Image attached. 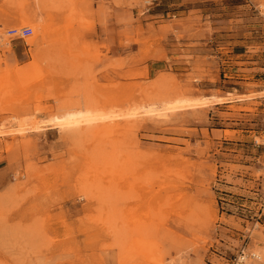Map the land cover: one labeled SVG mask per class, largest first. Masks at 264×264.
<instances>
[{
    "label": "rangeland",
    "instance_id": "1",
    "mask_svg": "<svg viewBox=\"0 0 264 264\" xmlns=\"http://www.w3.org/2000/svg\"><path fill=\"white\" fill-rule=\"evenodd\" d=\"M263 2L0 0V264H264Z\"/></svg>",
    "mask_w": 264,
    "mask_h": 264
},
{
    "label": "bare ground",
    "instance_id": "2",
    "mask_svg": "<svg viewBox=\"0 0 264 264\" xmlns=\"http://www.w3.org/2000/svg\"><path fill=\"white\" fill-rule=\"evenodd\" d=\"M32 31H33V36L31 39L27 40V43L35 47L36 44L38 45L36 38L39 37L40 35L44 36L46 33L45 23L43 21H38L36 23H33ZM3 34L5 35V32H3ZM0 37H1V34H0ZM37 45L36 47H39ZM37 68H38V63L35 60L25 65L19 66V67L15 66L11 68L10 70L6 71V80H8L9 82L14 81V83L17 82V86L19 90L21 91L26 90L32 87V84H31L32 82H36L41 77L40 72L37 75H34V76L31 75V72L37 70ZM213 100L216 101V103H219L221 101L220 98H213ZM189 101H190L189 104L192 105L197 100L175 99L173 101L164 102L158 107L144 108V111L152 112V113L154 112L160 116V115H164L163 111H165L166 109H175L177 106L182 105L183 103L189 102ZM70 108L71 106L68 104H63L59 106L57 110L60 112V114L53 117L55 120L59 121L61 127H64V126H76L77 127L78 125H80V123H84V122L90 123L91 121L98 120V117H100V116H97V114L91 115V113H89L88 110L70 111ZM135 112L133 113L135 114ZM103 124L105 123L103 122L101 125ZM257 256H259V259L261 258V256L258 253H257ZM247 260L249 261V259Z\"/></svg>",
    "mask_w": 264,
    "mask_h": 264
},
{
    "label": "built area",
    "instance_id": "3",
    "mask_svg": "<svg viewBox=\"0 0 264 264\" xmlns=\"http://www.w3.org/2000/svg\"><path fill=\"white\" fill-rule=\"evenodd\" d=\"M257 12L264 17V2L255 6ZM32 28L30 26H18L11 27L5 31V34L11 38H25L32 34ZM253 252H246L245 247L241 248L238 254L234 257L232 264H249L251 261H256L259 259V256L253 257L251 255ZM249 259V261L247 260Z\"/></svg>",
    "mask_w": 264,
    "mask_h": 264
},
{
    "label": "crops",
    "instance_id": "4",
    "mask_svg": "<svg viewBox=\"0 0 264 264\" xmlns=\"http://www.w3.org/2000/svg\"><path fill=\"white\" fill-rule=\"evenodd\" d=\"M240 55H242V53H237V54H236V57H238V56H240ZM242 82L247 83L246 81H242ZM243 102H244V101H243ZM227 103L230 104L231 101H230V100H227V101H226V104H227Z\"/></svg>",
    "mask_w": 264,
    "mask_h": 264
},
{
    "label": "clouds",
    "instance_id": "5",
    "mask_svg": "<svg viewBox=\"0 0 264 264\" xmlns=\"http://www.w3.org/2000/svg\"><path fill=\"white\" fill-rule=\"evenodd\" d=\"M251 255H252L253 257H255V256L257 255V253L253 252V253H251ZM238 264H239V261H238Z\"/></svg>",
    "mask_w": 264,
    "mask_h": 264
}]
</instances>
